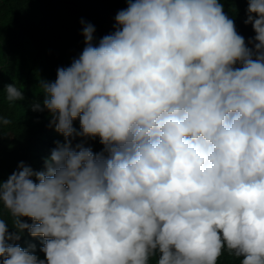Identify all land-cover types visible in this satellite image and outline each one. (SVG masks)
I'll return each mask as SVG.
<instances>
[{
	"label": "clouds",
	"instance_id": "obj_1",
	"mask_svg": "<svg viewBox=\"0 0 264 264\" xmlns=\"http://www.w3.org/2000/svg\"><path fill=\"white\" fill-rule=\"evenodd\" d=\"M244 23L247 43L221 0H128L98 41L82 19L29 105L62 141L0 180V264H264V0Z\"/></svg>",
	"mask_w": 264,
	"mask_h": 264
},
{
	"label": "trees",
	"instance_id": "obj_2",
	"mask_svg": "<svg viewBox=\"0 0 264 264\" xmlns=\"http://www.w3.org/2000/svg\"><path fill=\"white\" fill-rule=\"evenodd\" d=\"M127 2L0 0V117L10 121L0 126V180H6L21 161L34 169H42L55 142L62 141V136L50 125L48 113L33 111L29 107L32 101L43 99L39 82L54 81L57 69L69 66L82 52V19L95 26L98 41L114 30L115 16L127 7ZM221 3L225 14L234 20L236 31L247 43L255 35L252 26L244 23L248 0H221ZM12 83L26 99H7L4 88ZM74 126L79 129L78 120ZM86 146L92 147L94 152L103 148L98 138L87 141ZM3 218L11 223L6 211H3ZM23 219L31 223L29 218ZM16 243L26 249L34 245L36 254L44 257L39 251L41 238H32L25 232ZM150 264H156V257L150 260ZM218 264H239V259L225 250Z\"/></svg>",
	"mask_w": 264,
	"mask_h": 264
}]
</instances>
